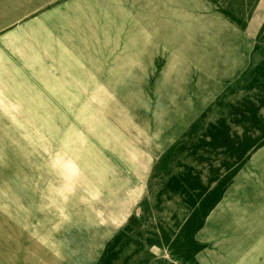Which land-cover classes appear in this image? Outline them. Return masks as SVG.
<instances>
[{
    "label": "rangeland",
    "instance_id": "374dc122",
    "mask_svg": "<svg viewBox=\"0 0 264 264\" xmlns=\"http://www.w3.org/2000/svg\"><path fill=\"white\" fill-rule=\"evenodd\" d=\"M0 1V264H264V0Z\"/></svg>",
    "mask_w": 264,
    "mask_h": 264
},
{
    "label": "crops",
    "instance_id": "0c3cea01",
    "mask_svg": "<svg viewBox=\"0 0 264 264\" xmlns=\"http://www.w3.org/2000/svg\"><path fill=\"white\" fill-rule=\"evenodd\" d=\"M2 9H1V1H0V32H1V27H2Z\"/></svg>",
    "mask_w": 264,
    "mask_h": 264
}]
</instances>
